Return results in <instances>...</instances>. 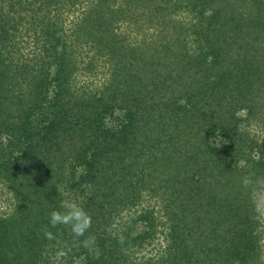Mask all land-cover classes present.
Returning <instances> with one entry per match:
<instances>
[{
	"label": "trees",
	"instance_id": "1",
	"mask_svg": "<svg viewBox=\"0 0 264 264\" xmlns=\"http://www.w3.org/2000/svg\"><path fill=\"white\" fill-rule=\"evenodd\" d=\"M260 123L264 0H0V264H264Z\"/></svg>",
	"mask_w": 264,
	"mask_h": 264
},
{
	"label": "clouds",
	"instance_id": "2",
	"mask_svg": "<svg viewBox=\"0 0 264 264\" xmlns=\"http://www.w3.org/2000/svg\"><path fill=\"white\" fill-rule=\"evenodd\" d=\"M238 167L245 168L247 166V161L240 160L238 162ZM244 187L248 188L253 186L254 188V202L257 206L258 211L264 212V200H262L261 192H264V179L253 180L250 176H245L243 180ZM259 189V191H256ZM61 210H54L49 215V223L52 228H57L58 226H67L70 229V233L76 237L80 238L85 236V233L91 228L92 218L91 216L77 203L71 200H63L60 204ZM45 235L49 240L54 239V235L50 231H45ZM95 243L94 236H88L84 241L83 245L86 248H90ZM66 252L60 251L57 253V258L65 256Z\"/></svg>",
	"mask_w": 264,
	"mask_h": 264
},
{
	"label": "rangeland",
	"instance_id": "3",
	"mask_svg": "<svg viewBox=\"0 0 264 264\" xmlns=\"http://www.w3.org/2000/svg\"><path fill=\"white\" fill-rule=\"evenodd\" d=\"M72 19H73V17H70L69 20H67V21L70 22ZM140 22L144 25V21L143 20H141ZM145 27H147V26H145ZM154 30H155L154 28H151L149 30V34L150 35L149 34H146V37H148L149 41H151V38H152V34L151 33ZM135 32L132 31L131 33H135ZM144 36L145 35H142L141 37L139 36L140 37L139 40L142 41L141 39L144 38ZM254 128H255L254 129V133L251 136L257 138L259 141H264V124L263 123H260L258 126H255ZM1 196H2V194H1ZM7 197H12V189H11V187L6 188L5 189V192L3 193V196L0 198V211L2 210V207H5L7 205V200H6ZM149 199L153 203H156V202L158 203V201L154 197H150ZM2 200H3L4 204H3ZM141 229H142V225L139 224L138 230H141ZM263 243H264V241H263ZM152 254H153V252H152ZM154 254L158 255V252L155 251Z\"/></svg>",
	"mask_w": 264,
	"mask_h": 264
}]
</instances>
